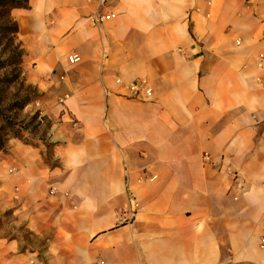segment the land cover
I'll list each match as a JSON object with an SVG mask.
<instances>
[{
	"label": "crops",
	"instance_id": "obj_1",
	"mask_svg": "<svg viewBox=\"0 0 264 264\" xmlns=\"http://www.w3.org/2000/svg\"><path fill=\"white\" fill-rule=\"evenodd\" d=\"M11 17L56 166L29 148L0 191L47 189L19 213L47 203L26 225L52 231L53 264H264V0H28Z\"/></svg>",
	"mask_w": 264,
	"mask_h": 264
},
{
	"label": "rangeland",
	"instance_id": "obj_2",
	"mask_svg": "<svg viewBox=\"0 0 264 264\" xmlns=\"http://www.w3.org/2000/svg\"><path fill=\"white\" fill-rule=\"evenodd\" d=\"M5 42H0V66L4 63L6 57ZM22 68V65H21ZM23 74V70H22ZM11 71L1 70L0 80L5 77H11ZM24 78V77H23ZM25 80V78H24ZM26 86L33 88L30 84L25 82V87L21 88L19 84L13 86L0 85V95L4 97L2 107H14L17 104L23 102L25 98L32 96L31 93L33 89L29 90ZM4 93V95H3ZM38 96V95H37ZM45 100H42L40 96L38 98L31 99L28 105L22 111H5L6 117L16 123H22L26 128L30 130L31 133H35L36 137H40V133L45 130V125L40 126L37 129L36 122L41 118L40 107L43 106ZM8 110V109H7ZM39 112L40 116L36 120L35 114ZM50 121L47 120V132L50 129ZM27 136L25 135L24 138ZM47 137V136H46ZM45 137V138H46ZM7 149L10 150V154L5 151H0V171L4 175L11 176L20 173L21 163L17 160L18 158L26 159L28 154L32 153L29 148L38 149L40 156V165L43 170L47 166H56V162L52 159L50 148L47 150L41 146V144L32 142L29 146H24L17 140L10 139L7 144ZM38 161V159H37ZM25 168V166H24ZM24 179L27 178L26 175L23 176ZM21 184L15 186V190L19 189ZM36 193L35 196L33 194ZM47 197V189L41 185H37L33 188L32 193L29 196L21 197L18 191L2 192L0 191V203H14L15 209L12 211L11 215L5 216L6 212L11 210L0 211V238H6L7 241H15L17 244V253L9 254L4 248L0 249V264H53V260L49 255L47 256V246L52 235L51 230H44L41 234L30 230L27 225V219L33 213H41L43 220L47 222V203H43V206L34 207L33 204L24 208L20 213L21 203L31 202L38 198L44 199ZM41 201H36L35 203L40 204ZM45 204V205H44ZM33 229V227H31ZM58 256L54 257L55 263H58ZM66 258V257H65ZM53 262V263H52Z\"/></svg>",
	"mask_w": 264,
	"mask_h": 264
},
{
	"label": "trees",
	"instance_id": "obj_3",
	"mask_svg": "<svg viewBox=\"0 0 264 264\" xmlns=\"http://www.w3.org/2000/svg\"><path fill=\"white\" fill-rule=\"evenodd\" d=\"M28 6V0H0V42H5L6 54L4 55L6 59L4 63H1V70L11 71V77H5L0 80V85L10 87L19 84L21 88L25 87V80L22 74V57L23 51L20 45L16 42L17 25L12 20L11 11L18 9H26ZM29 90L33 89L31 95L25 98L23 102L17 104L14 107H2L4 97L0 96V151L5 152V145L10 139L17 140L23 145L29 146L32 142L41 144L47 150V119L45 117L39 118V112H36L35 119L37 129L45 125V130L42 131L40 137H36L35 133H31L28 128H26L22 123H16L6 117L5 111L12 112L15 110L22 111L28 105L29 101L34 98H38L37 93L34 88L26 86ZM2 94V92H1ZM0 94V95H1ZM4 95V93H3ZM8 109V110H7ZM27 136L24 138V136ZM12 211L6 212L4 215H11Z\"/></svg>",
	"mask_w": 264,
	"mask_h": 264
},
{
	"label": "built area",
	"instance_id": "obj_4",
	"mask_svg": "<svg viewBox=\"0 0 264 264\" xmlns=\"http://www.w3.org/2000/svg\"><path fill=\"white\" fill-rule=\"evenodd\" d=\"M103 20V17L91 18V24L95 25ZM79 58L76 55H69L67 62L69 65L78 63ZM117 85H121L119 80L115 82ZM124 91L128 93V98L137 101H146L150 96V90L143 83H133L124 87ZM204 161H208V156H203Z\"/></svg>",
	"mask_w": 264,
	"mask_h": 264
}]
</instances>
